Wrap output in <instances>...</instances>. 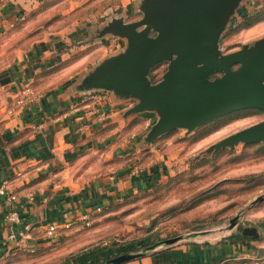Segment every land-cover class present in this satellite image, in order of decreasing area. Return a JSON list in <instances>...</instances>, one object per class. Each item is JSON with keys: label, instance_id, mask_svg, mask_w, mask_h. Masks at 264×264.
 <instances>
[{"label": "crops", "instance_id": "0c3cea01", "mask_svg": "<svg viewBox=\"0 0 264 264\" xmlns=\"http://www.w3.org/2000/svg\"><path fill=\"white\" fill-rule=\"evenodd\" d=\"M38 1L0 0V32ZM63 44L59 41L20 53L16 64L0 74V80H7L12 90L11 100L0 92V187L6 189L0 196V264H88L96 259V251H72L67 245L76 235L77 223H82L80 216L87 213L90 219L101 207L169 175L167 162L158 161L171 156L159 152L170 143L168 137L159 139L163 135L150 144L145 141L157 121L156 114L125 116L135 104L133 100H120L111 91L79 89L85 69L62 87L58 72L50 78L48 71L43 73L59 62L56 52ZM22 95L31 102L17 104ZM11 195L16 197L15 203L8 200ZM12 208L18 209L21 219V224L14 226L15 232L25 224L30 227L26 238L8 239L6 216ZM50 225L56 227L52 235L48 234ZM60 243L61 252L66 254L47 263L58 251L45 254L55 251ZM242 251V245L227 237L190 240L122 264H217L225 258L247 255Z\"/></svg>", "mask_w": 264, "mask_h": 264}, {"label": "rangeland", "instance_id": "374dc122", "mask_svg": "<svg viewBox=\"0 0 264 264\" xmlns=\"http://www.w3.org/2000/svg\"><path fill=\"white\" fill-rule=\"evenodd\" d=\"M140 2L39 0L35 7L26 13L22 11L0 32V74L16 64L20 53L63 41L56 52L59 62L43 73L48 71L50 78L58 72L59 84L64 86L79 70L85 69L84 72L87 70L88 73L97 66L94 63L100 58L104 60L125 49V40L102 35L101 31L114 19L125 23L140 20ZM252 21L256 23L245 29L246 24ZM263 37L264 0H240L220 34L218 50L228 54ZM84 56L87 58L83 64L74 69ZM54 60L58 61L57 58ZM166 70V62L156 64L149 71V81L152 84L159 82ZM218 76L221 73L214 74L212 78ZM9 85L7 80H0L1 94L11 100ZM262 120V111L244 109L217 118L192 132L176 129L159 138L168 137L170 141L160 147L159 152L161 156H171L158 160L159 163L167 162L169 175L101 207L86 224L80 222L82 225L74 229L76 235L67 243L70 245L68 250H94L95 258L101 259L103 256L112 257L134 244L139 246L140 253L166 239L181 237L175 244L190 240L216 241L242 235L241 230L245 227H255L258 242L251 244L252 241H245L243 251L248 252L245 256L260 258L259 262L264 264V247L256 246L264 244V199L252 204L258 196L264 195V141L210 150L222 139ZM235 217L236 224L230 227V221ZM161 247L164 246L158 248ZM62 249L60 243L55 251L45 254L58 251V256L48 259L47 263L61 257V254L65 255Z\"/></svg>", "mask_w": 264, "mask_h": 264}, {"label": "water", "instance_id": "95a60500", "mask_svg": "<svg viewBox=\"0 0 264 264\" xmlns=\"http://www.w3.org/2000/svg\"><path fill=\"white\" fill-rule=\"evenodd\" d=\"M239 1L141 0L140 20L114 19L102 29V35L124 39L126 47L89 71L79 89L111 91L120 100H133L125 116L156 114L157 121L145 137L148 144L176 129L192 132L235 111L264 113V37L228 54L218 50L220 34ZM160 62L167 63V70L152 84L149 71ZM216 73L221 76L212 78ZM260 141H264V120L222 139L210 150ZM263 199L264 195L258 196L252 204ZM236 221L233 218L230 227ZM241 234L259 237L255 227H245ZM180 239L162 240L144 252L120 254L105 264H122Z\"/></svg>", "mask_w": 264, "mask_h": 264}, {"label": "built area", "instance_id": "2783aa9c", "mask_svg": "<svg viewBox=\"0 0 264 264\" xmlns=\"http://www.w3.org/2000/svg\"><path fill=\"white\" fill-rule=\"evenodd\" d=\"M31 102L30 99H27L26 95H22L20 98L17 99L16 103L17 104H25ZM6 194V189L5 186L0 187V196H4ZM8 200L11 201L12 203H15L17 201L16 197L11 195L8 196ZM80 219L82 222H84L85 224L88 222V214L87 213H83L80 216ZM6 220L10 225L9 228V235H8V239L9 240H16V237L19 238H26L27 237V233L30 231V227L28 224H25L21 227L20 230H18L17 232H15V228L14 226L21 224V219H20V214L17 208H12L7 216H6ZM56 230V227L54 225H50L48 227V234L52 235ZM260 258H251L249 256H234V257H229V258H225L222 261L218 262L217 264H263V262H259Z\"/></svg>", "mask_w": 264, "mask_h": 264}, {"label": "trees", "instance_id": "16d2710c", "mask_svg": "<svg viewBox=\"0 0 264 264\" xmlns=\"http://www.w3.org/2000/svg\"><path fill=\"white\" fill-rule=\"evenodd\" d=\"M246 22V21H245ZM256 23V21H252L251 23H249L248 25L246 24V26H245V29L246 28H249V27H251V26H253L254 24ZM102 210V209H101ZM100 210V211H101ZM95 215V214H94ZM94 215H92V216H94ZM92 216L90 217V220L92 219ZM78 225L77 226H81L82 224L81 223H77ZM71 228V227H70ZM58 232H61V231H58ZM228 238H230V239H235L240 245H242V246H245L244 245V242L245 241H254V240H256V239H254V238H250V237H244V236H242V235H239V236H230V237H228ZM63 240H60V242H62ZM138 247L139 246H135V244L131 247V248H129V249H127V250H125V251H122V252H118V253H116L114 256H112V257H108V258H106V257H102L101 259H93L91 262H89L88 264H105L109 259H111V258H113V257H116V256H118V255H120V254H125V253H138V251H139V249H138Z\"/></svg>", "mask_w": 264, "mask_h": 264}]
</instances>
